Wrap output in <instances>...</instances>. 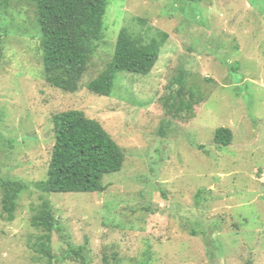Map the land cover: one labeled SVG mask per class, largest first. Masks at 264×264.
<instances>
[{
  "label": "rangeland",
  "instance_id": "obj_1",
  "mask_svg": "<svg viewBox=\"0 0 264 264\" xmlns=\"http://www.w3.org/2000/svg\"><path fill=\"white\" fill-rule=\"evenodd\" d=\"M76 93L47 83L37 8L0 3V179L28 188L13 219L0 186V264H264V0H110ZM165 39L147 75L88 85L122 29ZM180 91L186 99L166 109ZM80 110L125 151L104 192L45 193L54 116ZM233 143L220 146L216 131ZM45 201L57 228L33 225ZM81 250L76 255L73 250Z\"/></svg>",
  "mask_w": 264,
  "mask_h": 264
},
{
  "label": "trees",
  "instance_id": "obj_2",
  "mask_svg": "<svg viewBox=\"0 0 264 264\" xmlns=\"http://www.w3.org/2000/svg\"><path fill=\"white\" fill-rule=\"evenodd\" d=\"M30 2L37 8L41 33L44 74L48 84L67 93H76L88 70L97 42L104 36V18L110 0H0L1 4ZM192 3L203 0H187ZM1 38V35H0ZM165 39L146 43L122 29L114 57L105 72L91 81L89 89L101 96H112L117 74L149 75L156 66ZM182 98L180 91L165 99L166 109H173ZM56 140L49 165L48 180L37 184L43 192H104L106 175L122 170L126 155L112 135L96 119L80 110H69L54 116ZM234 133L229 128L216 131L218 145L228 147ZM4 189V211L11 219L17 200L28 186L22 182L0 179ZM33 225L53 233L57 219L52 205L45 201ZM76 255L78 251L73 250Z\"/></svg>",
  "mask_w": 264,
  "mask_h": 264
}]
</instances>
